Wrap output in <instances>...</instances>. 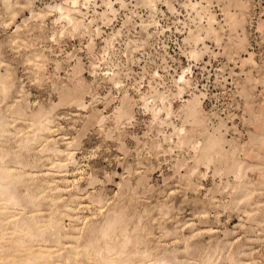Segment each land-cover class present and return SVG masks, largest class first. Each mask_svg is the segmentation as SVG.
<instances>
[{"label": "rangeland", "instance_id": "1", "mask_svg": "<svg viewBox=\"0 0 264 264\" xmlns=\"http://www.w3.org/2000/svg\"><path fill=\"white\" fill-rule=\"evenodd\" d=\"M15 1L27 2L10 0ZM30 1L36 12L43 10L41 17H32L29 8L17 7V17L12 19L6 2L0 0V72H4L6 64L13 82L6 96L0 92V116L8 124V133L0 140V152L8 153L5 163L15 173H27L23 182L16 184L18 195L29 189L40 198L37 206L30 205L22 212L9 208L6 220L13 215L20 220L35 214L39 220L32 223L37 222V231H41L49 216H55L65 230H61L60 242L54 234L45 233L44 238H29L28 242L26 238L25 247L33 250L48 243L61 254H71L67 264H100L99 257L80 251L90 246V226L105 222L113 211L126 209L134 219L130 221L134 226L130 222L125 226L130 238L128 251L139 252L138 257L134 255L126 263L138 264L142 258L150 263L151 256L167 252L174 264H264V0H147L149 5L146 0H124L122 6L119 0H111L116 11L106 18L100 14L106 9L104 0H91L86 8H81L83 15H79L84 23H89L91 34L75 33L64 20H56L59 14L53 6L64 0ZM191 2L208 7L198 15L195 9L191 10ZM210 14L216 19L213 26L218 34L206 38L200 26H207ZM229 14L242 19L243 25L241 21L239 24L243 28H231ZM91 19L94 21L90 23ZM18 25V38L14 41ZM199 34L205 40L196 42ZM239 39H245L244 45ZM33 49L42 53L43 72L34 69ZM193 52L198 56L193 58ZM250 53L252 60L247 59ZM182 71L191 86L179 97L175 95V80ZM113 72H119L123 82L120 87L109 81ZM76 84L83 85L86 107L80 108L71 99L61 100L60 93L77 87ZM150 85L171 97L177 112L172 121L178 126L182 123L177 116L182 105L193 93L199 95L206 126L209 130L221 129L228 142L225 149L235 151L233 159H227L244 163V176L239 175L236 180L234 172L227 168L231 161L226 159H217L208 170L200 165L198 172L189 176V170L195 166L190 145L171 143L172 151L163 152L169 145L162 135L173 129L167 125L158 127L143 107L141 94H149ZM125 90L134 100V115L130 120H122L117 129L112 114ZM17 104L24 107L28 119L15 116ZM38 110L51 113L49 139L62 149L70 143L75 162L68 166L65 178L52 168L56 157L43 152V140L28 148L18 146L22 137L32 133L28 128L30 115ZM100 114L107 116L102 129L97 122ZM16 128L21 131L16 133ZM157 142L162 144V150L156 147ZM180 161H186L184 167L179 168ZM18 162L25 168L18 166ZM243 184L249 185V197L245 199ZM56 185L67 189L56 193ZM56 195L61 198L52 205L51 199ZM38 208L40 213L35 211ZM164 211L169 212L168 216L162 217ZM137 218H142L141 230L139 226L133 230ZM4 227L11 232L13 223L7 222ZM18 236L22 234L13 237ZM5 240L9 247L12 240ZM96 244L102 246L104 242L95 243L98 247ZM150 248L151 258L142 257L141 252ZM2 253L3 257L7 250Z\"/></svg>", "mask_w": 264, "mask_h": 264}, {"label": "bare ground", "instance_id": "2", "mask_svg": "<svg viewBox=\"0 0 264 264\" xmlns=\"http://www.w3.org/2000/svg\"><path fill=\"white\" fill-rule=\"evenodd\" d=\"M26 1L27 2H25V3H19L18 1H15L14 3H11L10 0H4V2H6L7 9L10 10L9 13L11 14L12 19H15L17 17V15H16V11L18 10V9H16L17 7H19L20 10L25 9V8L26 9L29 8L30 15H32V17H41V15H42L41 12L43 10L40 11V12H36L35 9L32 8L33 6L31 7L32 2L30 0H26ZM90 1L91 0H64V2L61 3V4H58V5L55 4L56 6H53V7L57 10L56 12H58V14H59L58 18L56 20L57 21L61 20V19L64 20L66 22L65 23L66 26L69 27L70 29H72L73 32L76 31L75 33H77V31L81 32V33L89 32V30H90L89 29V23H87V24L84 23V21L79 17V15H81V14L83 15V13L81 11V8L85 7V6L87 7V4ZM150 1L153 2V0H150ZM118 2L120 3V6L125 4L124 0H119ZM103 3H105L106 9L104 8L105 10L102 13H100V14L102 15L101 18H106L107 15L110 12L114 13L116 10L114 9L113 2L111 0H104ZM146 4H148L147 0H146ZM189 5L192 7L191 10L195 9L197 11L198 15H200L202 10L204 11V9L208 7L207 6V7L204 8V7L200 6L199 2H191ZM150 6L152 7V9L155 8V4L154 3H152V5L150 3ZM239 6H241V5H239ZM48 7H50V6H48ZM53 7H52V9H54ZM197 7L198 8L200 7L201 10L198 11V9H196ZM5 12H6V10H5ZM48 13H50V11ZM112 13H110V14H112ZM229 15L230 16H228V19H229L230 24H228V25H231V28H235V27L238 28L240 26L243 28L242 19L239 18L240 21H241L240 22L239 20H237V17L235 18L234 14L233 15L229 14ZM197 17H201V16H197ZM112 19H114V18H112ZM107 20L105 19V21H107ZM207 20H208V23L206 22L207 26L205 28H202L200 26V28L204 29L206 38L210 37V36H213V35L215 37L218 34L216 28H214V26H213V23L216 22V19H215L214 16H212L210 14L208 16ZM92 21H94V20L91 19L90 23ZM239 22L242 25L239 24ZM19 29H20V26L18 25L16 27L15 31H14V39H13L14 41H16V39L18 38V35H16V34L18 33ZM67 29H65V30H67ZM96 29H98V28H96ZM99 30H96V32L99 31ZM242 31H243V29H242ZM229 34H228V36H229ZM244 34L245 33H243V35ZM205 37H201L200 34L196 35V37H195L196 42H198V41L200 42V40L202 41ZM222 37H223V35H222ZM90 38L92 39L91 41H93V38H92L91 35H90ZM243 38H245V37H243ZM242 41H245V39L244 40L243 39L240 40V44L242 43ZM111 42L112 41H110V43ZM193 42H195V41H193ZM237 44H238V42H237ZM239 46H241V45H239ZM206 48H208V47H206ZM33 50H34V52H33V54H34V58H33L34 69L36 70L37 73L43 72L44 66H45V64H44L45 61L41 58L42 53L37 51V50H35V49H33ZM225 51H224V53H225ZM227 51H230V50H227ZM195 52H197V51H195ZM192 55H193V58H194V56L197 55V54L193 52ZM192 55H189V56L191 57ZM247 59L252 60V54L251 53H250V55H249V57ZM247 59H245L244 63L246 62ZM78 65H79V68H80V64H78ZM78 65H75V66L78 67ZM91 65H92L91 67H93V68L95 67L94 63H91ZM251 65H252V63H251ZM3 66H5V69H4V72H0V92L2 93V95L4 94V96H6L10 92V90L12 89L13 82H12V80L10 78V74H9L10 69H9V67L6 64L3 65ZM77 67H75V68H77ZM79 68H77L76 70L78 71ZM118 73L119 72H113L108 77L109 81L115 87H120L122 85V83H123L119 79L120 77H119ZM175 82L178 84L177 94H175V95L176 96L179 95V97L182 94H184L185 89H186L187 86H189V87L191 86V85H189L190 81L185 76V71H182V73L175 80ZM77 84H79V83H77ZM77 84H76V86H77ZM82 87H83V85H82ZM82 87L78 85L77 87H74L72 89H67L66 90L64 88L65 90L63 92L61 91L62 93H60V95L62 94L61 95L62 96L61 100H63V99H71L72 103H75V104L77 103V106H80V108L81 107L82 108L86 107V104L83 101L84 91L82 90ZM150 89H151V92L149 94H143V95L141 94V98L140 99L143 102V107L146 108L147 111H149L152 114L151 115L152 116V121L158 127H160V128L163 127V126L166 127V125H167L168 127L172 126V129H173L171 133H169V134H164L163 133L164 135H162L163 138H164L163 141L168 143L169 149L167 148L166 150H164L163 147H162V144H160V142L159 143L157 142L156 147L157 148H161V150L163 149L162 151L167 153L169 151L170 152L172 151L171 150V146H170L171 143H176L178 146H182L184 144L190 145V147H192V149L194 151L193 158H194L195 166L192 169L189 170L190 171V172H188V173H190L189 176H191L193 174H196V172H198V168H199L200 165H204L206 167V169L208 170V169H210L211 165L217 159L218 160L220 159V161L222 159L228 160L227 157H230L231 159H233L232 156H233V153H235V151H233L232 149H234L235 147L231 149L233 151V152L231 151V153H230V151L225 149L224 145L227 142V140L224 138V135L222 134L221 129H218L216 127L213 130H209V128L206 126V116H204L205 112H204V109H203V106H202V100L203 99L201 100V97L199 95L193 93L194 95L192 94L193 96L190 99H188L185 104L182 105V107L180 108L181 114L180 113H179V115L177 114V116L181 117V122L182 123H181L180 126H178L172 121V117H173L174 113H177V112H175L174 109H173L174 106L172 104L171 97L169 98L168 94H166L163 91L161 92L160 90H158L157 87H154L152 85H150ZM133 101L134 100L129 95L128 91L125 90L123 92V95L119 99V105L115 107L114 112L112 114L114 122L116 124L115 128L118 129V127H119L118 125H119V123L122 120H124V119L130 120V119L133 118V115H134L133 112H132V106H133L132 102ZM13 113L19 119H23V120L28 119V114L26 113V110L24 109V107L21 104H17L15 106V108L13 110ZM50 114L51 113L49 111H42V110H38V112L32 113L31 115L29 114L30 115V119H29L28 128H30L32 133L22 137L19 140V142H18V144H19L18 146L21 147V148H28L31 145V143H33L35 141H38V140H43V142L45 143L44 144V148H42V149H44L43 152H45V151L47 153L49 152L51 155H53V157L54 156L56 157V159L54 158L55 160H53L51 162L52 168L57 170V175H60V176L65 178L66 174H68V170H67L68 166L71 163L75 162L74 154L69 149L70 148V146H69L70 143L69 142H67V146L68 147L65 148V149H62V148L58 147L56 145V143L52 141V139H49L48 133L52 132V125L51 124L53 122ZM106 117L107 116H105L103 114H100V116L97 118V122L99 123L98 125L102 126L100 129L103 128V123H105L104 121L107 119ZM7 125L8 124L5 122L4 118L0 116V140L5 136V134L8 133ZM221 125H223V124H221ZM161 129H158V132H163V130H161ZM15 131H16V133H18L21 130H20V128H16ZM108 136H110V135L108 134ZM230 140H233V139H230ZM154 147L155 146L153 145V148ZM236 148H237V146H236ZM157 150H156V152H157ZM247 152H245V153H247ZM255 152H257V151H255ZM6 156H8V153H5L3 151L0 152V250L3 249V251H1L0 253H2V252L7 250V253H6L5 256H3V257L0 256V264H67L66 261L71 258V254H68V255L61 254V253L58 252V251H60L59 249H54L53 246L47 245L48 243L45 244V245H40L39 247H37L36 249H33V250L32 249H27L25 247V242H26L25 239L26 238L28 239V240L26 239L27 242L30 241V239L32 240V238H34V237H42V238H44L45 233L54 234L55 237H57V241L60 242V239H61L60 237L62 236V233H61L62 225H61V223L59 222V220L55 216H49L48 221H47L48 223L46 224L45 228H43V230H41V231H37V230H40V228H39V226L37 224L39 219L38 218H37L38 220L36 219V215L35 214L31 215L30 217L22 216V218L20 220H18V218H15L16 216L13 215V216H11L12 218L11 217L8 218V219H11V220H9V221L6 220V211L9 208L16 207V209L21 210V211H18V212H22V211H25L26 208L28 206H30V205L33 206V204H35V206H37V204H36L37 198H40L38 193L29 192V189H27L28 191L24 195H21V196L18 195L17 189H16V184L19 183V182H23V179H25V176H26L27 173L23 172V171H19V172L15 173L14 172L15 170L11 169V167L9 165H7V163H5V157ZM226 160H224V161H226ZM228 161H231V163L229 164V166L227 165L228 166L227 168H228L229 171L232 170L234 172L235 176L237 177L236 180L238 179V177H240V176L242 177V175H243L242 172L244 173V170L246 168L245 167L244 170H243V164L244 163H242L240 161L237 162V159L233 160V161L232 160H228ZM185 162L186 161H180L179 164H177V165L180 168V167H182L185 164ZM17 164L21 168H23V169L25 168V165L23 167V164L21 162H18ZM224 167H225V165H224ZM217 171H216V173H217ZM219 172H220V170H219ZM49 174L51 175V172ZM239 181H240V179H239ZM127 182H129V181H127ZM240 182L244 183L242 180ZM239 184L240 183H238V186H239ZM242 186H243V189L244 188L246 189V186L248 187L249 185H246V184L244 185L243 184ZM242 186H241L240 189H242ZM66 189H67L66 187L64 188V187H60L58 185L53 187V190H55L56 193L57 192H62L64 190H66ZM247 191L249 192V189L248 190L246 189L245 193H242V197L244 196V198H242L240 196L238 201L241 200V198L245 199L246 197H249L248 194L246 193ZM51 195H53V193ZM60 196L61 195H56L55 198L51 199L52 205L53 204L54 205L57 204V201H58L57 199L61 198ZM25 197H26V200H24V202H22V198H25ZM90 201H92V198L90 199ZM167 208H169V207H167ZM67 210H70L72 212L71 208H67ZM123 210H121V211H113V212H111L112 214L110 213V216H109V213H108L109 217L106 218V220L104 219L105 222H102V223H104L103 225H101L102 223L100 225L97 223L98 226H96L95 223L94 224L92 223V225L90 226L91 228L89 230V232H90L89 236H91L92 240L89 242L90 246H88V248H84V250L80 249V251H83V254H85V255H89L90 254L92 256L97 257V259L99 257L100 258L99 259V263L100 264H112L113 261H114V264H130L131 263L130 261L128 263H126V261H128L129 259L131 260V257H133L136 254H139V252H137L138 251L137 249H136L137 251H134V250L132 252L128 251L129 250L128 245L130 243V238L128 236L129 234L127 235V233H129V231L127 232V229L125 228V226L129 225L128 223L132 220V217H130V215L128 216V213L126 212V209H125V211H123ZM162 210H163V208H162ZM162 210L160 209V211H162ZM35 211H37V213H40V209L39 208L36 209ZM166 211H167V209H166ZM168 211H170V210H168ZM168 214H169V212H165V213H163L162 217H164V215L168 216ZM68 216H71V215L69 214ZM85 218H87V217H85ZM141 219L139 220V218H137V222L138 223L136 222L137 224L135 225V227H133V230H134V228L136 229L139 226L140 221H142ZM34 220H37V222L36 223H32V222H34ZM7 222H8V225L10 223H13V228H12L11 232H6V228L4 227V225L7 224ZM89 224H90V222H89ZM132 225L133 224L131 223V227H132ZM144 226H143V228H145ZM174 226H177V225H174ZM7 228H11V227H7ZM139 229L141 230V227ZM63 230H65V229H63ZM133 230L131 228L130 231H133ZM142 231H140V232H142ZM71 232H75V231H71ZM18 233L19 234L21 233L22 236H20V237L18 236L17 238L13 237L14 235H16ZM227 234L228 233H226V235ZM139 235H138V237H139ZM168 236H169V232H168ZM5 239H9V240L13 241V242L12 241L9 242L10 243L9 247H8V243H6L7 241ZM100 240H103L104 244H102V246H99V244H96L98 246V247H96L95 243H98ZM139 241H140V239H139ZM27 242H26V244H27ZM137 243H139V242H137ZM1 245H3V246H1ZM5 245H7V247H5ZM71 247L72 246H68V248H71ZM89 247H90V249H89ZM9 249H11V252H9ZM70 250L68 249V252ZM151 252H153V251L150 248L149 250L147 249V250L142 251L141 255H142V257L148 258V257H150ZM80 253H82V252H80ZM218 253L221 254L222 252L219 251ZM76 254H77V252H76ZM55 255H57L56 258L58 260H55L56 259V258H54ZM169 256H168L167 252H164V253H161V255H158V256L156 255L155 257L151 256L153 258L150 257L151 258L149 260V262L151 261L150 263H145L144 261H142L144 258H142V260L140 259L141 262H139L138 264H174V262H173L174 259L170 258ZM113 257H115V259ZM139 257H141V256H139ZM53 258H54V260H53ZM232 259H231V261H233ZM206 260H208V259H206ZM97 263H98V261H97ZM207 263H209V262H207Z\"/></svg>", "mask_w": 264, "mask_h": 264}]
</instances>
